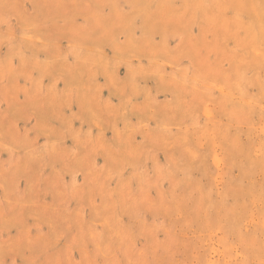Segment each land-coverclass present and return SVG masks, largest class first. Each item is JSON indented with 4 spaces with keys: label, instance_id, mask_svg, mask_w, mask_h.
<instances>
[{
    "label": "rangeland",
    "instance_id": "1",
    "mask_svg": "<svg viewBox=\"0 0 264 264\" xmlns=\"http://www.w3.org/2000/svg\"><path fill=\"white\" fill-rule=\"evenodd\" d=\"M0 264H264V0H0Z\"/></svg>",
    "mask_w": 264,
    "mask_h": 264
}]
</instances>
